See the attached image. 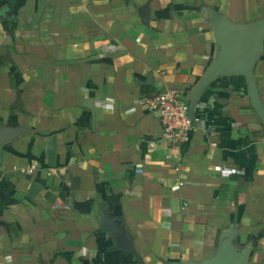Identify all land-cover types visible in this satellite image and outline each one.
I'll return each mask as SVG.
<instances>
[{
  "label": "crops",
  "instance_id": "crops-1",
  "mask_svg": "<svg viewBox=\"0 0 264 264\" xmlns=\"http://www.w3.org/2000/svg\"><path fill=\"white\" fill-rule=\"evenodd\" d=\"M214 12L249 27L264 0H0V130H25L0 146V264L198 263L229 228L264 264V126L244 77L212 82L178 146L146 107L188 102ZM253 73L264 108V49Z\"/></svg>",
  "mask_w": 264,
  "mask_h": 264
},
{
  "label": "water",
  "instance_id": "water-1",
  "mask_svg": "<svg viewBox=\"0 0 264 264\" xmlns=\"http://www.w3.org/2000/svg\"><path fill=\"white\" fill-rule=\"evenodd\" d=\"M211 29L214 34L217 51L210 65L194 85L188 96L187 115L194 125V109L198 100L212 82L225 76H243L249 101L260 122L264 126V108L260 100L254 79V66L264 49V20L255 25L236 28L225 16L213 13ZM25 133L23 129L0 130V146ZM101 230L109 232L118 246L123 250L130 249V242L120 227L108 218L101 220ZM235 229L229 228L221 233L216 253L202 262H183L182 264H246L249 248L238 250L232 244Z\"/></svg>",
  "mask_w": 264,
  "mask_h": 264
},
{
  "label": "built area",
  "instance_id": "built-area-1",
  "mask_svg": "<svg viewBox=\"0 0 264 264\" xmlns=\"http://www.w3.org/2000/svg\"><path fill=\"white\" fill-rule=\"evenodd\" d=\"M146 107L150 112H158L163 128V140L170 146L188 142L193 126L187 115V103L177 91H170L147 100ZM195 121V119H194ZM22 174H32L35 166L15 167Z\"/></svg>",
  "mask_w": 264,
  "mask_h": 264
},
{
  "label": "trees",
  "instance_id": "trees-1",
  "mask_svg": "<svg viewBox=\"0 0 264 264\" xmlns=\"http://www.w3.org/2000/svg\"><path fill=\"white\" fill-rule=\"evenodd\" d=\"M195 115H196V112H195ZM264 129V128H263Z\"/></svg>",
  "mask_w": 264,
  "mask_h": 264
}]
</instances>
